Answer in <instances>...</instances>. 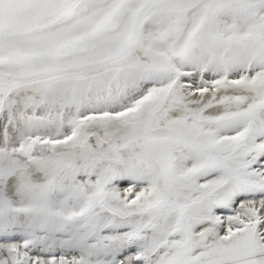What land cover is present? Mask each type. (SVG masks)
I'll return each mask as SVG.
<instances>
[{
	"label": "snow or ice",
	"instance_id": "obj_1",
	"mask_svg": "<svg viewBox=\"0 0 264 264\" xmlns=\"http://www.w3.org/2000/svg\"><path fill=\"white\" fill-rule=\"evenodd\" d=\"M0 264H264V0H0Z\"/></svg>",
	"mask_w": 264,
	"mask_h": 264
}]
</instances>
